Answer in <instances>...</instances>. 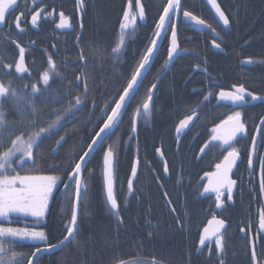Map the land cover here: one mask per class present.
Segmentation results:
<instances>
[{"label":"trees","instance_id":"16d2710c","mask_svg":"<svg viewBox=\"0 0 264 264\" xmlns=\"http://www.w3.org/2000/svg\"><path fill=\"white\" fill-rule=\"evenodd\" d=\"M81 1L85 18L79 47L77 49L73 41L68 39L59 54L66 62L73 61V64L65 66V69L61 68L63 65H57L55 73L50 76L48 91L34 98L37 110L46 118L36 129H29L26 124L19 123V115L12 102L9 99L3 101L5 119L16 129L15 134L21 132L30 134L54 121L56 116L50 115L53 111L61 116L66 115L60 112V109H68L74 104L75 98L84 92L87 83V97L82 100L83 107L63 120L58 131L54 130L50 137L41 141L37 150V163L35 165L25 163L23 167L14 165L16 171L8 173L19 176L59 177L58 186L46 213L45 238L47 244L53 245L63 238L67 227L72 226L71 209L74 204L75 185L73 183V186L64 191H61L60 187L64 186L69 178L68 173L87 150V145L92 142V137L102 126L101 122L104 119V115L99 118L100 112H96L91 106L96 101L101 111L104 109L103 105L111 100L109 93L123 91L128 82L129 72L138 66L143 53L151 46L156 24L167 3V0H140L144 10L145 28L138 32L137 30L142 27L134 31L126 29V40L117 55L113 52L117 47L114 42L117 31L121 32L120 24L128 4L130 16L136 17V0ZM216 2L224 8L229 17L230 31L224 47L227 56L213 55V71L222 75L226 82L245 81L256 92L264 93V69L255 68L243 77L238 67L240 57L257 54L264 57V0H216ZM64 5L71 14L74 6L75 8L77 6L75 0H65ZM202 6L204 5L198 0H182L181 8L184 11L194 9L193 12L202 15L205 8ZM194 39L193 45L198 50L197 57L201 60L210 53L201 36H195ZM10 50L0 47V83L8 86L11 82V87L22 94L25 85L30 92L33 83L43 89L45 86L40 77L49 69L45 56L40 54L32 56L33 64L26 61L27 72L23 75L12 69L18 62V55ZM79 51L85 57L84 70L77 55ZM166 52L167 44L164 42L153 61L152 70L165 65ZM192 60L189 57L178 59L168 75L166 74L167 76L157 84L155 93L158 96H155L149 109L151 114L149 119L153 120L151 128L142 130L140 115L137 133L133 134L131 125L135 116L131 117V114L135 105L130 104L131 111L128 107L129 115L123 112L119 126L97 149L84 169L75 239L58 252L42 255L37 264H142V257L158 264H222L221 253L217 252L216 247L209 258L206 251L198 247L201 232L214 212V203L207 205L206 200L199 196L204 180L199 179L198 174L204 168L213 170L215 165L210 164L212 157L206 162L200 161L195 164L194 148L188 152L182 148L180 154L173 153L175 144L173 123L195 96L188 93L191 81L182 87L186 70L191 63L200 64L197 60L193 62ZM81 71H84V80L78 77ZM141 93L142 88L136 95L139 102L142 100ZM127 126L131 127V135L127 134ZM61 137H66V140L58 148L56 142ZM111 139L114 140L111 146L114 153L112 179L114 196L118 204L117 211H113L107 201L103 180L104 152L109 149ZM160 144L162 154L156 151ZM261 147L264 151L263 143ZM14 159L18 160L19 155ZM135 161L138 162V171L132 178ZM165 164L169 168V180L163 174ZM130 178L133 180L131 192L128 188ZM255 192L257 197L258 185ZM251 201V195L245 196L244 203L236 204L227 215L231 224L227 264H247L246 252L242 251L241 246L243 242L238 235V225L241 223L245 227L248 216L252 214L248 213L246 205ZM172 205L176 210L175 214L171 213ZM1 225L9 227L6 224ZM5 239L12 241V251L26 254L24 264H27L29 249H33V246L23 243L19 238ZM237 253L238 257L233 256ZM147 264L152 263L147 261Z\"/></svg>","mask_w":264,"mask_h":264},{"label":"flooded vegetation","instance_id":"af4514ba","mask_svg":"<svg viewBox=\"0 0 264 264\" xmlns=\"http://www.w3.org/2000/svg\"><path fill=\"white\" fill-rule=\"evenodd\" d=\"M64 1L65 0H16V3L13 4L12 8L6 13L5 21L3 23H0V47L6 49L10 48V51H15L18 55V61L20 59V50L17 45L23 47L25 49V67L27 66L26 61L30 62L31 64L34 63V57L32 59V56H35L36 54L45 56L46 61H49V58H51L56 66L63 65V67H61L63 69L66 68L65 66L72 65L73 61L66 62L63 58H61V56L59 55L60 50L62 49L63 45L67 44L68 39H71L73 41V44L76 48L79 47L80 37L84 30L83 26L82 28L80 27L77 16H74L67 11V6L64 5ZM75 1L77 4V8L83 7V4L82 7H80L77 0ZM193 10L194 9H188L186 11H189L193 15H195L196 13L193 12ZM61 13H63L64 17L68 18L70 24L69 28L71 30L65 31L67 27H58V24L61 20ZM67 13H69V15ZM183 13L184 10L182 9L177 23V43L179 50L181 51L185 49H195L196 47L193 45L195 41L194 38L195 36H201L203 38V42L207 44L210 54L202 58V64L191 63V66L189 67L190 70H193L200 78L199 81H192L187 77H184L185 79L183 80L182 87L188 81H191V86L188 89V93L195 96L188 106L189 112H182L181 114H179L175 122L173 123V140L175 141L173 153L180 154V150L182 148L187 152L190 149L194 148V156H196L194 160L195 164L200 161L206 162L207 159H210L212 157V163L210 164L215 165L213 170L210 171V169L204 168L200 171L201 173L198 174L199 179L202 178L204 180L201 194L199 195L201 196L206 183V174L213 173L217 165L216 163H222V161L224 160V156L227 155V151L231 150L228 147L224 149V146L226 145H222L220 141H214L211 139L212 136L215 135L214 129L216 128V125L221 124L222 121L226 120L229 115H233L235 112L241 113V119L245 124L246 131L244 132L243 138L238 139L232 144V147L239 152L238 160L233 166L231 173H229L230 179L235 181V184L232 186V199H228L227 189L221 191L223 193V195L220 196L222 204L219 208H217V195H213L211 197L207 196L205 198L201 196V199L206 200L207 205H211V203H214V212L211 214L210 220L217 218L218 220L224 221L225 229L218 238L221 240V243L223 245V250L220 256L222 259V264H227L229 257L228 236L231 225L228 221V219L230 218H228L227 215H229L232 208H234L236 204L244 203L245 196H252L251 203L246 205L248 213L252 214H250V217L248 216L245 227H243L241 223L238 225V235L242 239L241 242H243L241 246L242 251H244V253L246 252L247 264H264V229L260 227L261 216L264 215V192H262L261 190L262 182H264V151L261 147L262 143L264 144V124H262L261 119L264 118V100L252 101L251 97L247 95V92H251L258 97H264V93L256 92L255 90L250 88L248 84L245 83V81L226 82L222 78V75L216 74L212 69V62L214 60L213 55H221V57L227 56L226 50L224 48L225 43L223 40V36H225L230 31V23L227 26H223L221 23L217 22L213 17H211V15H206L203 18L207 22H205L203 26H194L190 24L191 22L189 20L185 19ZM33 15H36L38 17L37 23L35 25H33L32 23ZM17 17H20L19 21L17 20ZM17 23L20 24L19 29L16 26ZM21 29H23V31H21ZM171 31V27L169 26L163 40V43L165 42L167 44V50L170 43L169 39L171 36ZM215 44H219L220 47H215ZM77 55H79V61L82 62V69L84 70V61L80 59L81 55L83 54L81 51H79ZM74 63L76 64V62ZM153 64L149 69V72L147 73V77H153L155 78V80L160 78V81L162 78L168 75L167 73H169L174 66L173 65L170 70L165 73V69L163 68L164 65L157 66L152 70V67L154 66ZM56 68H58V66ZM255 68L264 69V59L259 61L258 63H254L251 65L247 64L244 70L239 68V72L244 77L246 76V74H249L250 70H254ZM12 69L16 70V65L15 67H12ZM26 72L19 74L24 75L26 74ZM127 83L125 87L127 86ZM158 83L159 82H157L156 84ZM240 86H243L246 89L245 99L248 101V103L233 104L229 100H221L219 98V93L221 90L226 92H234L236 87ZM149 89L150 87L142 85V100L139 102V100L136 99V95L140 90L138 89L137 93L133 96L131 101L127 104L126 109L124 110L127 113L128 107L129 111H131L132 109L130 104L133 103V105H135L133 107V113L131 114V117L136 116L134 114L137 113H139L138 116H142V130L151 128V124L153 123V120L149 119L151 114L149 113L148 115H144L143 110L144 101L149 95H151V93H149L148 91ZM155 96L157 97L158 94H154L150 105H152L151 103L153 102V99L155 100ZM205 97H207V100H205ZM137 104L140 105L136 106ZM112 106H115L114 100L112 101ZM193 111H195V115H193ZM127 114L129 115V113ZM190 115L193 116V119L189 122V125L186 128L182 129L181 132L177 133L176 129L180 121ZM258 126L261 127V132L259 138H257L256 141L255 151L253 152V166L249 168L248 154L249 152H252L251 149L253 143L251 140L254 133L258 129ZM202 148L204 149L203 152L201 151ZM160 149L161 150L159 154H162L163 149ZM165 167H167L168 169L167 172L165 171ZM163 174L164 177H166L168 180L170 179L169 168L167 164L164 165ZM71 185L73 186V183ZM257 185L258 198L256 197L255 192V187ZM38 220L39 221L31 219H12V222L9 225L10 227L18 229L27 228L29 231L42 230V232L45 234V229L47 227V214L45 213V215L40 217ZM37 225L42 226L39 228L36 227ZM29 241L32 240L27 239L23 240L22 242L30 246L31 243L29 244ZM216 241L217 239L213 242L206 243L205 245H203V247H200L199 239L198 247L202 250H205L207 253V257L209 258L214 250V247H216ZM37 243L38 244L36 245H31V247L33 246V249H29L30 256L37 247L43 249L47 245L46 241H38ZM253 252H255L256 256L255 261L253 260ZM238 255L239 254L237 253L233 256L238 257ZM41 256L42 252H40L36 257L37 263L38 259L41 258ZM147 261L151 262L152 264H158L156 261L142 257V264H147Z\"/></svg>","mask_w":264,"mask_h":264},{"label":"snow or ice","instance_id":"6c2138e0","mask_svg":"<svg viewBox=\"0 0 264 264\" xmlns=\"http://www.w3.org/2000/svg\"><path fill=\"white\" fill-rule=\"evenodd\" d=\"M78 3L81 0H77ZM16 3V0H0V23L5 21L6 13L12 8L13 4ZM208 3L212 5L215 9L219 19L223 21L225 26L229 25V19L225 13L221 10L220 6L216 3V0H208ZM181 6L180 0H167V3L163 7V12L159 16V20L156 24L155 36L151 40V46L147 47L146 52L143 53L142 59L139 61L137 67H135L134 74L131 76L130 80L127 83V86L124 87L123 93L119 95V99L115 101V106L111 107V112L107 113V109L101 110V117L107 115V118L104 120L103 125L99 128V131L95 133V136L92 137V142L87 145V151H84L83 155L79 157V162H76L72 171L68 173V176L71 180L75 181V198L76 202L73 204L71 209V225L67 227L66 234L58 242V244H47L43 249L37 247L34 252L31 253V256L27 257V264H37L36 257L43 250L56 249L58 247L66 246L67 242L75 239L76 229L75 225L77 224V208L82 195L81 186L83 183L81 177V169L83 167L82 162L85 161L94 150L97 144H101L105 139L109 137L111 133L114 132L115 128L119 126V122L122 118L123 112L126 109L127 104L130 102L131 98L135 95L138 85L142 77L146 74L147 70L150 67L152 57L155 55V51L158 47V37L162 36L168 29L171 27V42L168 47V58L165 62L164 67L167 68L168 65L174 60L175 54L178 52V43H177V23L172 19L173 14H175ZM137 7L139 8V17L142 20L144 18L143 8L140 7L139 0H137ZM185 19L189 20L194 24V26H203L204 21L199 19L197 16L193 15L189 11H184L183 13ZM20 17H17L19 21ZM38 17L33 15L32 23L35 25L37 23ZM136 23V18L131 17L129 11L125 9L122 22L120 24L121 34H120V43L117 44V47L113 52L119 55L121 51V46L125 42V30L132 27ZM69 24L68 18L63 16L61 13V20L58 24L59 28H65ZM17 28H20V24L17 23ZM23 31V29H21ZM134 31V28H133ZM20 50V59L16 63V72L23 73L27 69L24 66V55L25 49L17 45ZM215 47L219 48V44H215ZM99 54V53H98ZM81 60H84L85 57L81 55ZM247 64H252L251 59L245 61ZM49 69L44 71L40 77L45 86L43 89L39 88L36 83L31 85V91H27V85H25L24 93H19L11 87V82L8 86L0 83V217H7L10 213L14 212H23L30 213L34 217L43 216L45 209L47 208L48 198L52 194L53 189L56 187L57 180L59 179L56 175H40V176H19V175H9L10 171H16L14 165L23 167L25 163H31L35 165L37 163L36 156L37 150L40 147L41 141L50 137L53 134V131H58L59 127L62 126V121L66 120L68 116L73 115L75 111H79L83 107L82 100H85L87 97V83H85L84 92L75 98L74 104H71L68 109L61 108L60 112L66 113V115L61 116L57 112L53 111L50 115H55L56 119L52 121L47 127H39L38 131H32L30 134L21 132L20 134H15L16 129L9 125L5 119L6 113L3 111V101L9 99L14 105L16 112L19 115V123L21 125H27L29 129H36L38 125L46 117L41 116L40 112L37 110L35 104V97L37 95H44L48 91V86L50 83V76L55 73L56 64L51 58L48 61ZM6 67H9L6 65ZM86 75V74H85ZM157 87L156 84H153L152 88ZM152 88L148 91L152 92ZM246 89L243 86L236 87L234 92H226L221 90L219 93V98L221 100H229L233 104L237 103H248L245 99ZM247 95L251 97L252 101L264 100V97H258L251 92H247ZM152 96L149 95L143 103L144 115L149 114L150 102ZM207 100V97H205ZM139 114V113H137ZM195 115V111H193ZM98 118V119H99ZM193 119V116H187L185 119L181 120L177 126V133L181 132L182 129L186 128L189 125V122ZM262 119V124H264V118ZM132 131H136V120L133 119ZM227 126L226 133H220L219 130ZM261 130V127L258 126V131ZM246 131L245 124L242 122L241 113L235 112L233 115H229L226 120L222 121L221 124L216 125L214 132L217 134L212 136V140L220 141L222 145L228 146L231 150L227 151V155L224 156L222 163H218L216 168L223 169V179L218 184L213 186H205L204 191L208 192L209 190L216 192L217 194V208L222 204L220 196L223 193L220 191L221 188H226L228 193V199H232V186L235 184V181L228 178V172L232 170L233 165L236 164L239 152L232 147V141L237 138L238 134L244 133ZM27 135V138L25 136ZM66 140V137H61L58 140L57 147L62 146L63 142ZM253 152L255 151L256 137L253 136ZM7 146L6 145H9ZM157 152H160V149H156ZM203 152L204 149L202 148ZM253 152L248 154V166L251 168L253 166ZM19 155V159L16 158ZM113 157L114 153L112 147L105 150L103 165H104V178L107 192V201L111 205L113 210L118 208L117 200L113 195L112 187V169H113ZM165 171L168 169L165 167ZM137 172L136 164H133L132 175L135 176ZM206 175H219V173H207ZM68 185H65V190H67ZM128 188L131 192L133 190V180L130 178L128 181ZM262 192H264V182H262ZM218 227L216 232H219L220 228L224 227L223 220L214 221ZM211 223V222H210ZM260 227L264 229V215L261 216ZM207 231V229H205ZM19 238L24 239L28 238L30 240H45V234L40 231H29L27 228L18 229L13 227H0V264H24V257L26 254L16 253L12 251V241L6 240L5 238ZM205 237H201V243L203 244ZM216 248L218 253H222L223 245L221 240L217 238ZM11 251V255L9 252ZM256 259L255 252H253V260Z\"/></svg>","mask_w":264,"mask_h":264},{"label":"water","instance_id":"95a60500","mask_svg":"<svg viewBox=\"0 0 264 264\" xmlns=\"http://www.w3.org/2000/svg\"><path fill=\"white\" fill-rule=\"evenodd\" d=\"M204 2H205V4L210 8V11L212 12V14L214 15L213 17H215L216 18V20H218V22L219 23H221L223 26H224V24H223V21H221L220 19H219V16L217 15V13H216V11H215V9L212 7V5L211 4H209L208 3V0H204ZM180 3H182V0H180ZM217 3V2H216ZM79 5H80V7H82V3L80 2V3H78ZM139 4H140V7H142V5H141V2H140V0H139ZM181 7V6H180ZM143 8V7H142ZM127 10L129 11V14H130V10H129V7L127 8ZM136 10H137V17H136V21L137 20H139V21H143L144 20V18L141 20L140 19V17H139V8L137 7V5H136ZM180 15H181V8H179V10L175 13V14H173V16L175 17L174 19H175V22L177 23L178 22V20H179V17H180ZM172 16V17H173ZM70 25L68 24V26H67V29L65 30V31H69V30H71L70 28ZM165 34H166V32L165 33H163L162 34V36H160V37H158L157 39H158V47H157V50L155 51V55L152 57V60H151V64H150V67H149V69L151 68V66H152V64H153V61L155 60V58H156V56H157V53H158V50L160 49V47H161V45H162V43H163V40H164V37H165ZM170 42H171V36H170ZM169 45H170V43H169ZM182 55H184V53L183 52H181L180 50H179V47H178V52L175 54V58H174V60L168 65V67L166 68V70L164 71L165 73L166 72H168L169 70H170V68L174 65V63L176 62L175 60H177L178 58H180V56H182ZM149 69L147 70V72H146V74L142 77V79L140 80V82L144 79V77L147 75V73L149 72ZM140 84L141 83H139V85H138V89H139V86H140ZM138 89H137V91H138ZM137 91H136V93H137ZM155 92V90H152V92H151V96L153 97L154 96V93ZM135 93V94H136ZM133 98V97H132ZM131 98V99H132ZM135 120H136V127H137V121H138V115H136L135 116ZM133 126V125H132ZM227 126H225V128H223V129H220L219 130V132L220 133H226L227 132ZM133 134H136V131L135 132H133ZM215 134H217L216 132H215ZM110 136V135H109ZM244 137V133H241V134H238L237 135V138L235 139V140H233L232 141V144L235 142V141H237L238 139H240V138H243ZM104 142V141H103ZM102 142V143H103ZM102 143L101 144H97L96 146H95V150L88 156V157H86V159H85V161H83L82 162V165H83V167H82V169H81V177H82V180H83V174H84V169L86 168V166H87V164H88V162L90 161V158L94 155V153L97 151V149L98 148H100V146L102 145ZM226 147H228V146H224V149L226 148ZM88 150V149H87ZM252 152H253V145H252ZM237 160H238V158H237ZM223 162V161H222ZM134 164H136V168H137V171H138V162L137 161H135L134 162ZM234 166V165H233ZM233 168V167H232ZM104 169V168H103ZM137 173V172H136ZM213 173H219V175H206V177H205V179H206V183H205V186H213V185H216V184H218L220 181H222V179H223V169H217L216 167H215V169H214V172ZM229 173H231V171L230 172H228V178L230 179V174ZM136 176V175H135ZM135 176H133L132 175V178H134ZM104 181H105V179H103ZM73 182H75L74 180H71L70 178H68V180L66 181V183H65V185H70V184H72ZM83 184V183H82ZM205 186H204V188H203V192H202V197L203 198H205V197H211V196H213V195H217L216 194V192H214V191H211V190H209L208 192H205L204 191V189H205ZM112 187H114V182H113V179H112ZM224 189H226V188H221L220 189V191H222V190H224ZM81 190H82V186H81ZM105 192H106V185H105ZM82 192V191H81ZM113 195H114V190H113ZM82 196V195H81ZM115 197V196H114ZM106 198H107V192H106ZM80 201H81V197H80ZM80 201H79V204H78V208H77V222H78V220H79V210H80ZM74 203L76 202V198H75V200L73 201ZM110 205V204H109ZM110 207H111V205H110ZM112 209V208H111ZM118 209V208H117ZM117 209H115V210H113V211H117ZM215 220H218L217 218H214V219H212V220H210L209 222H208V224H207V226L202 230V232H201V237L202 236H204L205 237V239H204V242H203V244L201 243V237H200V247H203V245H205L206 243H208V242H213L214 240H216L219 236H220V234L224 231V229H225V225H224V227L223 228H220V230H219V232H216V229H217V227H218V225L214 222ZM11 222V220H5V219H0V223H6V224H8V223H10ZM211 222V223H210ZM42 225H37L36 227H41ZM77 227H78V223L75 225V229L77 230ZM205 229H207V231H205ZM29 243H31V245H36V244H38L37 242H29ZM70 242H67L66 243V246L69 244ZM65 246H62V247H58V248H56V249H51V250H47V251H41L42 252V255L43 254H50V253H54V252H58V251H60L61 249H63ZM255 261V260H254Z\"/></svg>","mask_w":264,"mask_h":264},{"label":"bare ground","instance_id":"6f19581e","mask_svg":"<svg viewBox=\"0 0 264 264\" xmlns=\"http://www.w3.org/2000/svg\"><path fill=\"white\" fill-rule=\"evenodd\" d=\"M196 1V0H195ZM198 2H201L204 6H202V7H205L204 9H203V12H204V14H202V15H198V13L197 14H195L199 19H202L204 22H207L203 17L204 16H206V15H211V17H213L214 15L212 14V12L210 11V8L205 4V2H204V0H198ZM218 4V3H217ZM137 5V0H136V2H135V6ZM219 6H220V4H218ZM129 7V10H130V4H128L127 6H126V9ZM181 7H182V3H181ZM180 7V8H181ZM86 8V7H85ZM220 8H221V10L225 13V15L228 17V15H227V13H226V11L224 10V8L222 7V6H220ZM136 10V9H135ZM84 8L82 7V8H77V6H76V8H74V10H73V14H75L74 16H77V19H78V22H79V25H80V27L82 28V26L84 25L83 24V21H84V18H85V14H84ZM144 11V10H143ZM181 12H182V8H181ZM71 13V12H70ZM136 13H137V10H136ZM130 18H131V16H130ZM175 17L173 16L172 17V19L175 21V19H174ZM215 20H216V18L215 17H213ZM228 19H229V17H228ZM217 22H218V20H216ZM178 23V22H177ZM190 24H192V25H194L192 22L190 23ZM205 24V23H204ZM70 25V24H69ZM146 25V23H145V20H143V21H139V20H137L136 21V23L132 26V27H130V29H132L133 30V28H134V30H136L137 28H139V27H142V28H140L139 30H137V32L138 31H141L143 28H145L144 26ZM120 34H121V32H119V31H117V36H116V40H114V42L116 43V44H119L120 43ZM188 35V34H187ZM229 35V32L225 35V36H223V40H224V43H226V40H227V38L229 37L228 36ZM126 40V39H125ZM162 46V45H161ZM160 49H161V47H160ZM159 49V50H160ZM158 50V51H159ZM197 49H185V50H181V52H183L184 53V55H182V56H180V58H185V57H189V58H191V59H193V60H197V62H199V63H201V61L203 60V59H199L198 57H197ZM158 54V53H157ZM168 54V50H167V52H166V55ZM196 56V57H195ZM179 58V59H180ZM204 58V57H203ZM249 59H251L252 61H253V63L252 64H254V63H258L259 61H261V60H263L264 59V57L262 56V54H257V55H248V56H244V58H239L238 60H239V62H238V67L240 68V69H245V67H246V65H247V63H245V61H247V60H249ZM202 64V63H201ZM251 65V64H250ZM165 70H166V68L165 67H163ZM134 70H135V67L134 68H132V70L129 72V78H128V81L130 80V78H131V76L134 74ZM187 72H186V74H185V77H187L189 80H192V81H199L200 80V78L196 75V73L193 71V70H190V68H188V70H186ZM83 75H84V71H81V73L78 75V77H80V78H82V80H84V77H83ZM78 81V80H77ZM157 82H160V78H158L157 80H155V78H150V76L149 77H147V75L144 77V79L140 82L141 84H140V86H139V89H141L142 88V85L143 86H148V87H150V88H152V86H153V84H156ZM157 85V84H156ZM152 90H155V92H156V90H157V87H155V88H152ZM123 92H121V90L119 91H114V92H111V93H109L108 95H109V97H111V100L109 101V102H107L105 105H103L104 106V109H107V113H110L111 112V107H113L112 106V101L114 100V103H115V101L116 100H118L119 99V95L120 94H122ZM131 101V100H130ZM140 104H137L136 106H139ZM96 112H100V114H101V111L99 110V106L97 105V102L95 101L94 103H93V106H91ZM182 112H184V113H188L189 112V108L188 107H186L185 109H183L182 110ZM134 115H138V114H134ZM96 117H97V115H96ZM107 118V115L105 114L104 115V119H103V121L101 122V125H103V123H104V120ZM99 131V130H98ZM126 131H127V134H129V135H131V127L130 126H127L126 127ZM260 132H261V130L260 131H258V129L256 130V132L254 133V135L253 136H255L256 137V141H257V138H259V135H260ZM111 137V135L107 138V139H109ZM107 139H105L104 141H106ZM126 139V138H125ZM114 140L113 139H111L110 140V146H112L113 145V142ZM252 141V140H251ZM127 142V141H126ZM173 142L175 143V141L173 140ZM252 143H253V141H252ZM158 148H161L162 147V144H160L159 146H157ZM87 151V150H86ZM92 158V157H91ZM89 163V162H88ZM216 164H218V163H216ZM68 180V179H67ZM66 180V181H67ZM66 183V182H65ZM125 185H127V181L125 182ZM60 190L61 191H64L65 190V184H64V186L63 187H60ZM83 192V191H82ZM81 198H82V196H81ZM74 200H75V196H74ZM174 206L172 205V207H171V213L172 214H175V208H173ZM0 226L1 227H6V226H4V225H1L0 224ZM9 227H10V225H9ZM40 228V227H39ZM46 231V230H45ZM71 242V241H70ZM58 244V243H57ZM47 255H49V254H47ZM123 264H125V263H123ZM159 264H161V263H159Z\"/></svg>","mask_w":264,"mask_h":264},{"label":"rangeland","instance_id":"374dc122","mask_svg":"<svg viewBox=\"0 0 264 264\" xmlns=\"http://www.w3.org/2000/svg\"><path fill=\"white\" fill-rule=\"evenodd\" d=\"M57 181H58V180H57ZM57 186H58V182H57V184H56V187L53 189L52 194H51V195L49 196V198H48L47 208L45 209L43 216L45 215V213L48 212V208H49L50 202L52 201V197H53V194H54V192H55ZM40 217H42V216H40ZM40 217H34V216H32L30 213L14 212V213H10L7 217H0V219L8 220V219H15V218H27V219H31V220L39 221L38 219H39ZM36 231H40V232H42V230H36ZM27 239H28V238H24L23 240H27ZM28 240H30V239H28ZM32 241H34V242H38V241H40V240H32ZM44 241H46V238H45ZM42 242H43V241H42Z\"/></svg>","mask_w":264,"mask_h":264}]
</instances>
